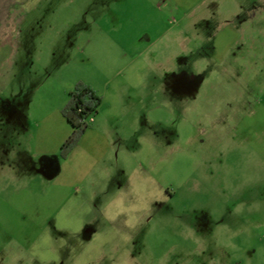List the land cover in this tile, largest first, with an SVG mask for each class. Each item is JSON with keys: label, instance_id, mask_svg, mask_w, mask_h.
<instances>
[{"label": "rangeland", "instance_id": "374dc122", "mask_svg": "<svg viewBox=\"0 0 264 264\" xmlns=\"http://www.w3.org/2000/svg\"><path fill=\"white\" fill-rule=\"evenodd\" d=\"M79 85L101 103L61 150ZM134 184V223L106 219ZM47 228L60 264H264V0H0V244Z\"/></svg>", "mask_w": 264, "mask_h": 264}, {"label": "clouds", "instance_id": "9594fccd", "mask_svg": "<svg viewBox=\"0 0 264 264\" xmlns=\"http://www.w3.org/2000/svg\"><path fill=\"white\" fill-rule=\"evenodd\" d=\"M148 66L146 60L140 61L137 65L126 70L124 83L131 88H139L144 83L142 71ZM111 103L115 109L119 108L120 100L118 95H110ZM155 120H170L172 117L163 111L152 114ZM142 189L138 185L132 186V194L136 201L130 202L128 193L122 189L112 192L103 203V212L108 220H115L121 215L127 216L131 225L135 221V214L142 210L144 201ZM91 211L89 207H82L77 201L69 200L64 207L56 213L55 228L71 234L80 233L85 225L84 217ZM67 243L66 239L61 240L60 247ZM4 250L10 252L6 256L4 264H60V249L57 247V238L54 237L50 228L37 232L30 245L24 247L19 240H9L4 244ZM78 264H85L82 255Z\"/></svg>", "mask_w": 264, "mask_h": 264}, {"label": "trees", "instance_id": "16d2710c", "mask_svg": "<svg viewBox=\"0 0 264 264\" xmlns=\"http://www.w3.org/2000/svg\"><path fill=\"white\" fill-rule=\"evenodd\" d=\"M100 103L101 98L89 86L79 85L69 93V101L61 113L71 126V133L61 150L70 147L85 131L88 117L97 112Z\"/></svg>", "mask_w": 264, "mask_h": 264}, {"label": "crops", "instance_id": "0c3cea01", "mask_svg": "<svg viewBox=\"0 0 264 264\" xmlns=\"http://www.w3.org/2000/svg\"><path fill=\"white\" fill-rule=\"evenodd\" d=\"M93 121L94 120V117L92 118ZM66 120V119H65ZM66 124L71 128V126L68 124V122L66 121ZM2 237V236H1ZM2 244H0V264H4V261H5V258L7 255L10 254V252H7L4 250V244H5V241H1ZM7 254V255H6Z\"/></svg>", "mask_w": 264, "mask_h": 264}]
</instances>
